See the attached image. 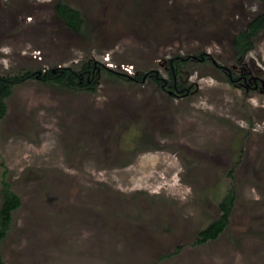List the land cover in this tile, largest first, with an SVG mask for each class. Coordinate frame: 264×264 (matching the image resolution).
Returning <instances> with one entry per match:
<instances>
[{"label":"rangeland","instance_id":"1","mask_svg":"<svg viewBox=\"0 0 264 264\" xmlns=\"http://www.w3.org/2000/svg\"><path fill=\"white\" fill-rule=\"evenodd\" d=\"M261 13L263 0H0V75L134 68L100 69L89 90L32 79L7 99L0 189L5 174L23 204L4 263L264 264V30L242 59L233 46ZM242 68L257 89L229 80ZM232 188L230 225L196 245Z\"/></svg>","mask_w":264,"mask_h":264},{"label":"trees","instance_id":"2","mask_svg":"<svg viewBox=\"0 0 264 264\" xmlns=\"http://www.w3.org/2000/svg\"><path fill=\"white\" fill-rule=\"evenodd\" d=\"M56 13L72 32L85 34L88 31L87 22L80 10L65 2H59L56 5ZM262 30H264V13L258 14L249 22L244 31L235 36L233 46L240 59L255 48V38ZM177 68H179L178 64L174 63L173 69L175 70H172L170 75L172 80L175 79ZM100 69L114 77L125 79L130 77L129 74H121L95 61L84 63L79 71L72 68L55 67L45 71H27L23 74L0 75V125L8 113L7 99L12 96L17 86L26 83L28 80L40 79L49 85H56L69 90H89L93 89V78L97 76V71ZM144 76L135 78V80H142ZM152 78L158 85L162 83L158 75H154ZM231 176H233V172ZM0 195L2 199V205L0 206L1 243L11 230L14 214L22 207L23 202L21 197L13 191L11 183L7 181L5 174L1 182ZM236 200L237 195L235 189L232 188L220 203L221 217L211 222L199 233L195 242L196 245H204L210 241L217 240L226 231L231 223V216L235 208ZM0 264H5L1 256Z\"/></svg>","mask_w":264,"mask_h":264},{"label":"flooded vegetation","instance_id":"3","mask_svg":"<svg viewBox=\"0 0 264 264\" xmlns=\"http://www.w3.org/2000/svg\"><path fill=\"white\" fill-rule=\"evenodd\" d=\"M171 67L174 68L173 63L171 62ZM251 69V68H250ZM234 71L238 72V74L240 75V77H238L237 79H235V74H232V76L230 75V81L231 82H236V81H242L245 83H249L251 85V87L253 85H255V89H257L259 87V82L258 79H252V75H254V71L251 69L250 72L246 69H241L240 71H238V69H234Z\"/></svg>","mask_w":264,"mask_h":264},{"label":"built area","instance_id":"4","mask_svg":"<svg viewBox=\"0 0 264 264\" xmlns=\"http://www.w3.org/2000/svg\"><path fill=\"white\" fill-rule=\"evenodd\" d=\"M110 61V59H105V62H107V67L112 70L117 69L118 65H115L113 62ZM122 68L126 74L131 75L133 73L134 68L131 65H123Z\"/></svg>","mask_w":264,"mask_h":264}]
</instances>
